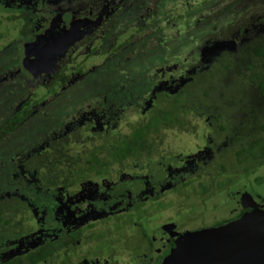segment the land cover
Here are the masks:
<instances>
[{
    "label": "trees",
    "instance_id": "16d2710c",
    "mask_svg": "<svg viewBox=\"0 0 264 264\" xmlns=\"http://www.w3.org/2000/svg\"><path fill=\"white\" fill-rule=\"evenodd\" d=\"M145 24L138 27L142 36L145 35L146 29L149 27ZM258 42L260 43L258 45H253L252 41L244 42L237 47V51L226 50L224 52L226 55L218 56L217 60H220L221 70L216 75L217 78L212 77V74L205 75L203 69L198 72L199 74L193 73L191 70L188 71L185 61L181 59L176 61L178 66L174 71L165 73L166 68L163 71L157 70L156 67L162 64L161 61L166 59V56H163L160 50L156 53L151 51L155 50L158 43L161 44V40L149 43L147 39L139 42L141 46H138L136 51H134V44L122 54L116 53L115 49H118V46L114 48V53L109 57V63L105 61L108 66L102 67L101 72L96 69V71L81 72L82 77L88 78L90 81L96 78V74L106 75L103 78H97L95 83H90L89 87L79 94L82 108L79 106L75 110L71 109L64 117L61 116L60 122L48 127L46 137L31 145L26 152L24 151L19 158L17 168L10 169V178L21 180L22 185L13 184L10 187L0 185V199H2L0 200V241L10 236V229L14 223H19L18 225L21 227L23 225L25 229L30 225H35L37 228L39 227V230H44L48 216L53 215V210L60 208L59 203H56V198L64 197L65 193H77L78 189L84 188L82 185L86 183H97V186L95 185L91 189L92 194H98L96 200L88 199V206L94 202V206L89 207H95V211H103V213L99 215L97 213L95 217L85 223L74 224L72 222L69 224L67 222L63 226L64 224L58 220L53 223L52 227L60 228L58 230L60 236L54 237L52 240L42 239L38 245L31 247L26 252L23 251V255L20 252L13 261L3 260L0 261V264H58L56 260L60 261V264H72L73 256L86 257L84 260L88 262V258L91 256L105 254L104 249L109 253L108 260H114L116 258L114 252L116 253L117 249L119 252L121 248H124L121 244L111 243L117 240L116 237L110 240L106 238L110 235V230H93V232L91 230L84 233L85 228L94 227L95 221L98 220L106 221L110 217L119 218L123 207L127 212H133L141 209L146 200L152 204L155 203L163 193L161 191L163 186H169L170 190H174L177 185L184 186L189 181L188 178L178 184L179 178L187 176L189 170L181 169L178 173L176 170L187 164V159L180 162L176 155L163 152L160 148L164 138L162 131L184 130L191 114H195L198 118L210 114L206 113L207 110H210L208 109L210 102L207 95L208 92L213 91L214 87L216 88L214 84H209L210 79L215 82L221 81L222 76L232 70L234 73L230 76L225 75L227 79H231L233 85L239 82L244 85L243 79L240 80L236 77V72L242 68L243 72L247 73V75L244 73L247 80L259 87L256 90L252 88L249 92L244 87L242 93L244 95L240 98L245 99L244 96L249 97L248 94H255L249 104L244 107L248 106L247 109L250 113L257 111V104L263 102L264 98V66L259 71H255L254 66L257 64L256 57L264 58V36L260 37ZM120 45L122 44L120 43ZM129 59H131V68L124 69L123 64L127 63ZM149 60L151 61L150 65L147 63ZM201 64L204 66L206 63L201 62ZM27 68L30 69L29 64H27ZM70 75L66 64L63 65L62 69H57L52 73L50 83L41 86L44 90L43 93L35 96L36 98H33L32 101L30 98H26L15 116L0 114V140L5 134L13 132L18 125L22 124L33 113L32 106L41 105V99L45 100L50 95H54L49 99L55 100L64 93L65 90L61 87ZM172 78L175 79L174 84L169 82ZM21 82L24 83L25 80ZM205 83L207 85L204 88ZM76 84H72V86ZM260 89L263 92L260 93ZM238 103L240 104L239 99L237 105ZM72 105L74 104L72 103ZM259 106L264 108L262 105ZM262 120L261 118L254 122L250 121L257 125V129L259 128L258 131L255 130V132H260L259 135L245 134L246 128H252L250 123H243L244 129H241V134L235 133L237 129H228L223 152H218L210 160L213 165H216L215 168H220V173L224 171L225 167L223 166L224 162L219 161L220 156H224V152L228 156L227 161L234 164L235 161L246 159L242 155L245 146H235L239 135L245 134L251 138V143L247 147L251 150L256 147L257 150L250 154L254 156L264 154V120ZM187 125L190 126L189 123ZM121 126L125 128L121 129ZM118 127L120 128L118 129ZM219 129H224V126H220ZM194 160L197 161V157ZM197 164H200L199 170L202 171L200 175L210 176L211 179L215 176V174L207 175L212 173V168H209L205 162H197ZM13 172H17V176ZM99 177H105L104 186L99 187L96 181ZM128 177H138L140 181L144 182V189H153L155 193H151V195L150 193H139L140 190L135 191L136 194L127 198L131 199L133 204L126 207L118 201L123 197L117 195L109 198V195L116 194L111 190V185H108L109 181H123ZM256 178L261 181V175H257ZM147 197L149 198L147 199ZM75 199L77 197L73 198V204L70 206L73 209L75 205L78 206L74 202ZM7 200L10 207L5 209L3 204ZM128 201L130 200L126 202ZM19 210L23 216L17 219L15 215ZM106 211L111 212L107 213ZM28 220L33 224L28 223ZM226 220L223 217L214 223L220 224ZM135 221L141 226L144 225L141 221ZM114 223L115 229L121 226L117 220ZM67 233L73 236L72 239H82L84 243H89L91 240L95 243V238H103L105 241L102 245L87 247L86 252L79 255L76 250L69 249V241L62 239L61 236L66 237ZM141 236L143 241L146 240L147 244L150 243L151 234L142 230ZM167 252L168 246H163L152 264H160ZM133 257L137 262L136 255ZM49 258L51 259L49 260Z\"/></svg>",
    "mask_w": 264,
    "mask_h": 264
},
{
    "label": "rangeland",
    "instance_id": "374dc122",
    "mask_svg": "<svg viewBox=\"0 0 264 264\" xmlns=\"http://www.w3.org/2000/svg\"><path fill=\"white\" fill-rule=\"evenodd\" d=\"M136 1L140 4L144 2V0ZM188 5L192 6V8H187ZM28 6L32 5L28 3ZM159 7L162 8V12L158 14L159 17H162V23H157V19L150 17L148 20L149 30L146 27L147 32H145L144 36L149 43L153 41L160 42L161 40V44L158 43L155 50L151 52L156 53L160 50L161 54L166 56V59H162V64L156 67L157 70H160L161 67L162 71L166 68L165 73L171 70L174 71L177 67L175 63H172L173 60L176 62L181 59L185 61L188 71L191 70L193 73L199 74L198 72L203 69L205 75L212 74V77L217 78L216 75H218L221 70V64H219L220 60H217L218 56L221 54L226 55V53H224L226 50L237 51V47L240 46L239 44H242L243 41L245 43L247 41H252L253 45H255V40L262 37L261 27H264V0L260 2H257V0H161ZM29 10L30 13H32V7H30ZM140 10V8L135 7L134 9H130L128 14L132 13L131 17L133 18ZM26 11H28V8ZM12 14L13 10L4 9L0 11V17H2V21H0V31L3 32V37L0 38V75H3V79H0V101L2 102V106L0 104V114L9 112L8 100L13 102L11 105L13 108L20 96L24 94L38 96L44 91L43 88L34 85L29 86V89H25L23 85L26 83L24 82L23 85L21 83V81L25 80V77L18 72L19 69L17 70V68L20 60L23 59V48L21 47L20 41L19 49L17 48V58L12 60V54L15 50L12 47L15 43L13 40L14 33L16 32L14 28L15 23L13 19L5 18V16H12ZM257 16H259V18L256 20L255 17ZM120 19H122V17ZM125 20L129 22L130 19L126 16ZM131 31H133V29H131ZM240 32L241 34H248L247 37L245 38L241 35L240 38H237ZM256 33L259 35L258 38H255ZM127 34L128 32L126 31L125 36ZM132 34L133 33H130V35ZM121 40L119 39V41ZM115 41L114 43H117L118 40ZM97 45L98 47L95 50V54L90 56L85 55L87 50L82 48L79 53L81 56L75 58L73 63H80L83 69L89 70H92L93 67L98 64L96 70L101 72L102 67H104L101 66L105 60L104 56L111 54V52H107L109 46L108 41L105 44L97 41ZM99 52L107 54L103 56V54H99ZM188 57L189 59H187ZM256 61L257 64L254 66V70L259 71V69L264 66V58L256 57ZM149 62L151 63V61H147L150 65ZM201 62L206 64L202 66ZM130 64L131 59L123 64L124 69H130ZM240 69L242 71H237L236 77L240 80L243 79L245 82L244 85H242L241 82L233 85V81L227 79L225 75L230 76L234 73L232 70L226 72V74L222 76L221 81L218 80L215 82L212 81L213 79L209 78V84H214L216 88L214 87L213 91L208 92L207 98L210 102L208 109L210 110H207L206 113L221 114L223 118L219 123L227 129H238V114L243 111L240 108V104L238 103L237 105V102L238 99L244 95L242 94L243 88L245 87L248 92L252 88L254 90L257 88L253 82L250 83L247 80V76H245L247 73L245 71L243 72L242 68ZM76 73L77 72H73V74ZM104 75L99 76V74H96V78L91 81L83 77L84 79L82 78L75 86H72L71 83L66 84L64 88L65 92L57 99H52L53 101L50 100L49 97L54 96L50 95L45 101L43 100L41 102L40 106L35 107L33 113L26 118L22 124L18 125L13 132L4 135L3 139L0 140V185L4 187H10L13 184L22 185L21 180H13L10 178V169L17 168L19 158H21L24 151L26 152L31 145L40 142L46 137L48 127L56 124V122H60L59 119L64 117L71 109L75 110V108L79 106L82 108L79 102V94L85 91L90 83H95L97 78H103ZM73 77H75V75ZM206 83L204 84V88L208 84ZM248 95L249 97L244 96L245 99L242 100L244 105L249 104L255 94ZM72 103L74 105H72ZM247 107L248 106L244 107V109ZM188 120L190 126H188L187 123L186 129L184 130L162 131L164 138L160 148L164 153L169 152L176 155L178 158L177 160L180 162L182 160L185 161V159H187V162L194 160L203 152L210 150L208 147L209 145L213 147L224 138V136L216 134L215 137L212 136L210 140H208L205 115L198 118L195 114H191ZM119 128L120 127H118V129ZM124 128L125 127L121 126V129ZM236 143L248 146L251 143V138L242 134ZM254 150H257L256 147ZM259 160L260 159L257 157L248 156L244 164L249 166L248 168H252ZM263 167L264 166H261L259 170H262ZM224 170L228 174H233L241 172V167L234 165L233 162L227 161L225 162ZM257 174H260L259 171L250 174L242 172L237 174V176L235 174V178L232 180L222 174L218 175V177L213 176L215 181H209L205 176H200L195 170L188 171V176H184L180 179L182 182V180L189 177L190 181H188L186 185H177L174 190H170L169 186H163V189H161L163 193L156 199L155 203L152 204V202L146 200L143 202L141 209L127 213L122 210V213H120L123 216L122 223L126 225V228L122 229V231L123 234L128 236L127 239H125L126 246L124 245V249L121 248L119 252L118 249L116 253L114 252L116 256L114 260H108L109 253L108 251L106 252V249H104L105 254L96 257L97 260L100 259V264H146L150 261L152 262V258L155 257L158 252H161V249L158 247L159 240H157V238L159 239V233L157 231L159 225L161 226L163 223L172 221L181 227L179 228L180 230H192L199 228V226L213 225L216 220H220L224 216H227L231 209L236 207L235 204L238 203L237 200L239 198L241 203L246 204L248 196L245 195V193L244 196L241 195L238 198V190L235 188L236 186L238 187V185L241 186L245 192H251L258 201L264 202V183L262 185L261 182L257 180ZM96 181L99 183V187L104 186L103 184L106 182L105 177H99ZM181 182L179 181L178 184H181ZM96 184L97 183L92 182L83 184L82 186L91 189ZM143 184L144 182H141L140 185ZM137 185L138 184L135 186ZM82 189L83 188L80 187V191L76 194L83 196V193H81ZM80 196L76 197L79 198ZM149 197H147V199ZM15 216L18 219L23 215L19 210L18 212L16 211ZM127 217L130 221L128 224L126 221ZM113 220H116V217H110L106 219V221H95V226L86 227L84 233L91 230L93 232V230L102 229L114 231ZM135 220L141 221L144 224V231L152 235L155 248L148 245L146 240L143 241L142 237L138 235L139 232L137 236L135 232L132 231L131 225ZM28 223L33 224V222L29 220ZM94 240L96 241L95 244L92 240L89 243H80L79 246L77 245L75 248L76 252L82 255L86 252L87 247L93 245L95 247L98 244L102 245L105 241L103 238H95ZM134 255L139 256V258H136L138 259L137 262L133 259ZM71 261L72 264H85L84 258H78L77 256H73ZM56 262L58 264L61 263L57 260ZM90 262L91 264L94 263L93 261Z\"/></svg>",
    "mask_w": 264,
    "mask_h": 264
},
{
    "label": "flooded vegetation",
    "instance_id": "af4514ba",
    "mask_svg": "<svg viewBox=\"0 0 264 264\" xmlns=\"http://www.w3.org/2000/svg\"><path fill=\"white\" fill-rule=\"evenodd\" d=\"M140 1V0H139ZM207 1V0H206ZM262 0H257V2H260ZM161 0H144L142 4L138 3L136 0H0V11L4 9L13 10L12 16L8 15L5 16L7 19H13L14 21V28L16 32L14 33V41L13 48L15 49L12 54V60H15L17 58V48L19 49V42L21 41V47L23 48V59L20 60L18 65V72L23 76L25 79V83L23 87L25 89H29V86L34 85L37 87H41L46 85L47 83L51 82V76L52 73L55 72L57 69H62V66L66 64V67L71 74L69 78L65 81V84L62 85L61 88H65L66 84H75L79 83L82 80V73L83 71L90 72L95 69H97L98 64L93 67L92 70L89 69H83L82 65L80 63H73L74 59L77 58L82 48H85L87 50V53L85 55L90 56L95 54V50L97 49V41H100L101 43H106L108 41V50L107 53L99 52V54H103L107 56L105 57L104 62L101 66H108L106 65L105 61L109 63V57L114 53V48L119 47L118 49H115L117 54H122L125 51H128L131 48V45L134 47V51L136 49L138 50V46H141L139 42L146 41L145 36H142V33L139 31L138 27L140 25H148V20L151 18L157 19V23H162V17H159V12H162V8L159 7ZM28 3H30L32 6H28ZM32 7V13H30L29 8ZM140 8V12L137 13L133 18L131 17V14L129 12L130 9L134 8ZM28 8V11L26 9ZM187 8H192V6L188 5ZM125 16V17H124ZM126 16L130 19L129 22H127ZM122 17V19H120ZM259 16L255 17L257 20ZM160 20V21H159ZM0 21H2V17H0ZM125 21V22H124ZM204 23V22H202ZM133 29V31H131ZM262 30V36H264V27H261ZM126 31L128 34L125 36ZM68 33V35H66ZM130 33H133L130 35ZM0 38L3 37V32L0 31ZM241 35L243 37H247L248 34H241L238 33L237 38H240ZM123 36V37H122ZM259 35L256 33L255 38H258ZM119 39L121 41H119ZM115 40H118L117 43H114ZM260 39L255 40V45L260 44L258 41ZM43 41H48L50 43L49 49L52 51V54H58V58L56 61H54L53 66L48 68V65L51 61H47L44 66L40 63L37 64V68H47L48 71H44L42 69V72L38 74H34L32 72L33 69H31V64L29 61L26 62V47H28V51L33 53L34 48L36 46L38 47ZM70 41V42H69ZM69 42V44L62 49L64 45H66ZM116 42V41H115ZM123 42V43H122ZM138 42V43H137ZM120 43L122 45H120ZM244 43V41H243ZM242 43V44H243ZM130 44V45H129ZM239 44V43H238ZM242 44H239L240 46ZM16 45V46H15ZM42 51H45L44 49ZM108 60V61H107ZM175 63L176 66H178V62H172ZM27 64L30 65V69L27 68ZM177 68V67H176ZM175 68V69H176ZM10 69V68H7ZM35 70V69H34ZM161 70V67H160ZM16 72L17 74H19ZM73 72H77L76 74H73ZM164 73V72H163ZM75 75V77H73ZM72 77V78H71ZM172 77V76H171ZM71 78V79H70ZM0 79H3V75H0ZM72 82H71V81ZM175 81L174 78L169 81L170 83ZM163 83H165L163 81ZM77 85V84H76ZM259 86H257L258 88ZM2 88V87H1ZM263 92L260 89V93ZM26 98H30L32 101L33 98H36L35 96L31 95H22L20 98L16 101L14 107L12 108L11 105L13 102L11 100H8V109L9 112H3L2 114H5L6 116H15L18 109L21 108V104L25 101ZM243 98H239L240 101V108L243 112H240L238 115V133L241 134V129H244L242 127L243 123H250L251 127L246 128L245 134H258L260 132H255L259 130L257 129V125L254 124V121L260 120L261 118L264 120V108H261L259 105L264 106V98L262 99L263 102H259L257 104L258 109L256 112L250 113L248 109H244V104L241 102ZM43 99L40 100L42 102ZM45 101V100H44ZM0 104L2 106V102L0 101ZM0 106V107H1ZM33 110L35 106L33 105ZM1 114V115H2ZM223 118L221 114H213L210 113L208 115H205L206 124H207V130H208V140H210V137H215L216 134H220L224 136V138L215 146H208L210 150H207L203 152L200 156L197 157V161L192 160L191 162H186L183 167L176 170V172H180L182 170H195L197 173H200L199 165L197 162H205L207 166L212 168V173L209 174H215V176L218 177V175H225L228 179L232 180L234 179V175L246 172V174H250L255 171H259L261 175V184L264 183V167L262 170H259L261 166H264V154L261 155H252L250 154L252 151H255L254 149H250L247 146H245V150L243 152V156L246 158L244 161L241 159V161L237 162L235 161L236 166L241 167V172L228 174L225 170L223 172H219L220 168H215L216 165H213L211 163V159L213 156H216L218 152H223V147L225 145V142L227 141V131L228 129L224 126V129H219V127L222 125L220 120ZM262 120V121H263ZM253 121V122H250ZM9 133V132H8ZM214 134V135H213ZM241 136V135H239ZM235 146H242L236 144ZM245 154V155H244ZM248 156H254L259 158V162L252 168H248L249 166L245 165L244 162L247 160ZM242 157V156H241ZM224 159V160H223ZM228 156L224 152V156H220L219 161H223V166H225V162H227ZM222 164V163H221ZM18 166V164H17ZM210 170V169H208ZM206 173V171H204ZM14 173V172H13ZM15 176H17V172L14 173ZM244 174V173H243ZM188 176V175H187ZM203 176V175H200ZM248 177V176H247ZM182 177L179 178L178 182L181 181ZM189 177H187L188 179ZM209 181H215L212 177H206ZM185 180H182V182ZM190 181V180H189ZM110 182V184H108ZM107 184L111 185V190L116 194L109 195V198H113L115 196L123 197V199H118L119 202L123 203L124 206H130L132 203L131 199H127L129 196L136 194L135 191H138L139 193H147V194H153L155 193V190L149 189V188H143L144 185H140L142 181L138 179V177H128L126 180L118 181V182H112L109 181ZM188 183V182H187ZM186 183V184H187ZM99 184V183H98ZM105 184V183H104ZM138 184L137 186H135ZM185 184V185H186ZM97 186V184H96ZM238 192V198L243 195L248 196V200L246 204L241 203L239 199L237 200L236 207L232 208L231 211L227 216H224L225 219H227L225 222L236 219L239 217L244 211L250 209L253 207V205L258 206L262 209H264V202L258 201L257 198H255L251 192H245L241 186L238 185V187H235ZM80 191V188L78 189ZM137 192V193H138ZM78 193V192H77ZM81 193H83V196H80L76 193H65L64 197L56 198V203H59L60 208L57 210H53L52 214L49 215L48 218L45 221V228L44 230H39V227L37 228L35 225H30L27 229L24 228L22 225L19 226L17 223H14V226L11 227V233L8 238L5 240L0 241V261H7V260H14V257L17 256L20 252L21 255L24 254V252L28 251L31 247H34L38 245L42 239H50L54 237L60 236V230L59 227L53 228L52 225L56 221L60 220L63 226L66 225L68 222L71 224L72 222L75 223H85L89 219L93 218L101 213L103 211H95V207L90 208L89 206H94L93 200H96V196L98 194H92V189L90 188H83L81 190ZM236 193V192H235ZM151 194V195H152ZM9 196V195H8ZM76 196H80L79 198L75 199V208H71L70 206L73 204V198H76ZM119 197V198H120ZM262 197V196H261ZM92 199V203L88 206V199ZM11 199V198H6ZM242 199V197H241ZM264 199V198H263ZM2 200V199H0ZM127 200H130L126 202ZM90 201V200H89ZM7 201H4V208L8 209L10 207ZM70 203V204H69ZM120 203V204H121ZM87 212V213H86ZM107 213H110L111 211H106ZM123 212L127 211L123 207ZM46 213V211H45ZM44 213V214H45ZM122 213V211L120 212ZM235 214H239L238 216H234ZM62 216V217H61ZM122 215H120L119 218H116V220L120 223L121 226H119L117 229L116 226H114V231H110V235L106 238L110 240L111 238L116 237L117 240L114 242H111L112 244L118 243L121 245H125V239H127L128 236L123 234L122 229H125L126 225H123L122 223ZM115 220H113L114 223ZM127 224L130 222L128 220V217L126 219ZM222 222V223H225ZM35 223V220H34ZM221 224V223H220ZM81 225V224H80ZM115 225V223H114ZM213 225H218V223H214ZM211 226V225H208ZM129 227V226H128ZM127 227V228H128ZM163 227V228H162ZM205 227V226H204ZM131 229L133 232H135V235L139 232V237H142V230H144V226L139 225L136 221H134L131 225ZM187 229L180 230L177 223L174 222H167L163 223L161 226L159 225L157 227V231L159 233V244L158 247L162 250L163 246H168V252H169V243L173 241L175 236L179 235L181 232H184ZM113 232V233H112ZM141 234V235H140ZM137 235V236H138ZM63 240L69 241V249L76 250L78 243H83L84 241L81 240H74L72 239L73 236L66 234V237L61 236ZM20 240H23L20 242ZM96 242V241H95ZM95 244V243H94ZM148 245H151L153 248H155L154 241L151 238L150 243ZM79 246V245H78ZM126 246V245H125ZM157 247V246H156ZM24 251V252H23ZM167 252V253H168ZM166 253V254H167ZM83 255V254H82ZM96 257H100L98 254L91 256L88 258V262L86 261L85 264H91L90 261H93V264H100V259L97 260ZM78 258H86L83 256H80ZM136 258H139V256H136ZM51 258H49L50 260ZM48 260V261H49ZM79 260V259H78ZM155 260V257L152 258V262ZM107 261V259H106ZM150 261L149 264H152ZM161 263V262H160ZM78 264V263H77ZM82 264V263H80ZM148 264V263H147Z\"/></svg>",
    "mask_w": 264,
    "mask_h": 264
},
{
    "label": "water",
    "instance_id": "95a60500",
    "mask_svg": "<svg viewBox=\"0 0 264 264\" xmlns=\"http://www.w3.org/2000/svg\"><path fill=\"white\" fill-rule=\"evenodd\" d=\"M49 45L43 41L33 53L26 47L25 60L31 64L34 74L42 69L48 71L45 67L37 68L38 63L44 66L51 61L50 68L57 60L58 54H52ZM169 246L160 264H264V209L253 205L236 219L185 230Z\"/></svg>",
    "mask_w": 264,
    "mask_h": 264
}]
</instances>
